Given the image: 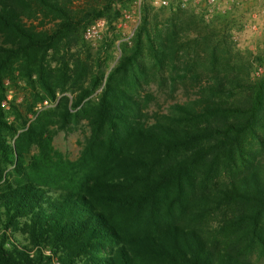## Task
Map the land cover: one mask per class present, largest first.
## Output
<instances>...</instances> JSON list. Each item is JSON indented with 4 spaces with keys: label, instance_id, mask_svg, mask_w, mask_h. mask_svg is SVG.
Listing matches in <instances>:
<instances>
[{
    "label": "trees",
    "instance_id": "obj_1",
    "mask_svg": "<svg viewBox=\"0 0 264 264\" xmlns=\"http://www.w3.org/2000/svg\"><path fill=\"white\" fill-rule=\"evenodd\" d=\"M84 1L0 0V101L3 79L18 76L24 111L56 100L63 122L100 86L104 71L80 32L96 18L110 26L120 14L113 5L130 0ZM160 8L168 13L157 24L142 5L130 46H120L96 97L79 109L89 135L74 171L43 173L48 144L31 125L21 132L40 155L0 190V264H46V249L60 264H264V47L252 56L263 69L253 77L249 52L231 59L229 13L206 21L174 3ZM68 52L71 67L63 59L48 77L47 56ZM152 78L184 94L147 121L137 90ZM57 90L77 93L68 103ZM14 153L0 135V180L7 164L16 173L24 167ZM112 211L149 229L124 234ZM9 229L27 243L6 245Z\"/></svg>",
    "mask_w": 264,
    "mask_h": 264
},
{
    "label": "rangeland",
    "instance_id": "obj_2",
    "mask_svg": "<svg viewBox=\"0 0 264 264\" xmlns=\"http://www.w3.org/2000/svg\"><path fill=\"white\" fill-rule=\"evenodd\" d=\"M84 2V0H72V3L78 7L84 4ZM143 4L144 3H142L139 8V20L142 14L141 9ZM113 7L118 9L120 14L110 26H107L103 18H96L80 32V37L82 41L88 45L91 56L94 59H98L101 63L104 74L100 86L85 97L75 109L70 110L72 116L66 118L65 121L61 122V117L58 116V105L56 104V100L53 102L48 98L43 100L45 104L42 101L41 103L35 104L31 112H25L23 100L20 101V97L27 95V90L23 86V80L18 76L13 83H10L8 79H3L5 96L4 99L0 101V107L3 109L2 120L5 123V127L1 128L0 135L10 147V150L15 152L13 161L18 162L21 160L24 167L20 168L18 173L14 171L13 165L7 164L3 167V178L0 180V190L4 189L7 186L6 184L13 186L18 183V181H21L24 176V168L29 166L28 161L31 160L32 157L40 155L39 147L36 142H33L27 137H20L21 132L25 130V128L30 127V125L36 134L42 133L44 142L48 144L46 147L51 162L48 163L49 168H46L47 171L43 173L55 177V170H57L61 171V177L69 168H71V171H74L79 165L78 162H81L85 139L89 135V127L86 119L80 114L79 109L84 105L87 99L90 100L96 97V93L102 86L106 73L114 65L120 55V46L123 43L130 46L131 38L138 24L134 26V17L128 19L123 17V13H129L131 15L132 11L135 9L133 0L125 3V7H121L119 3L113 5ZM180 8H184L187 12H191L196 17L202 16L206 21L211 19L214 15H205L204 11L199 6H192L191 4ZM167 13L168 11L163 8L151 6L150 14L155 15V22L157 24L165 21ZM226 13L231 15V20H229L226 25H223V30L225 31L224 34L228 35L227 41L230 46L232 61L236 60V57L233 55L235 51L242 53L246 57L249 56L247 53L249 52L251 56H249L248 65L250 67L251 76H259L263 70L262 66L254 62L252 56L257 49L264 47V0H231L230 9L223 14ZM152 20L153 18H151V21ZM92 26L96 32L94 34L89 32V34L85 36L86 31ZM44 27H51V23L45 24ZM70 56L71 52L66 53L63 56L64 58H51V56L48 55L47 59L44 61L47 76L49 77L51 73L59 71L62 68L63 59H65L68 62V66L71 67L72 64L69 60ZM69 74L73 75L72 72H69ZM84 79H86V76ZM137 92L141 94L139 97L143 102V107H145L143 108V112L146 114L147 121H151L154 114L166 112L169 103L181 99L184 94L180 86L174 89V91H171L168 85H158L157 80L154 78L149 80L147 84L138 88ZM76 93L77 92L65 91L62 93L59 92V90L56 91L57 96H61V94L66 95L68 97V103ZM145 95H147V97ZM14 97L16 100L13 102V108H9L7 101ZM78 112V116H73V114ZM33 136L32 134L31 137ZM39 169L40 165L37 163L35 165V170L38 172ZM27 172L31 174L27 177L38 179V176H34L35 171L27 170ZM55 180L57 179L50 178L49 181L55 182ZM111 216L124 234L131 232L136 234V232L149 229L144 221L132 217L129 212L112 211ZM144 217L146 216L144 215ZM9 231L11 232L9 234L12 239L21 244L27 243V237L22 230L17 229L14 231L9 229ZM30 251L31 253L33 252L32 249ZM46 252L58 260L56 253L52 254L47 249L42 250V254L47 257L46 264H49V255L45 254Z\"/></svg>",
    "mask_w": 264,
    "mask_h": 264
},
{
    "label": "built area",
    "instance_id": "obj_3",
    "mask_svg": "<svg viewBox=\"0 0 264 264\" xmlns=\"http://www.w3.org/2000/svg\"><path fill=\"white\" fill-rule=\"evenodd\" d=\"M230 2L231 0H133V4L135 9L132 11V14L129 13H123V17L125 19H128L130 17H134V26L139 21V8L142 3H147L150 6L153 7H165L168 6L170 3H174L175 5H178L179 7H186L188 4H191L192 6H199L203 11L205 15H213V14H223L227 12L230 9ZM94 34L96 30L92 27H90L87 31L85 36L89 34ZM45 104V101H43ZM2 233V230L0 229V234ZM4 234L7 237L6 245H8V242H15L8 232V230L4 231ZM45 254L49 255V264H60V262L50 255L48 252Z\"/></svg>",
    "mask_w": 264,
    "mask_h": 264
}]
</instances>
